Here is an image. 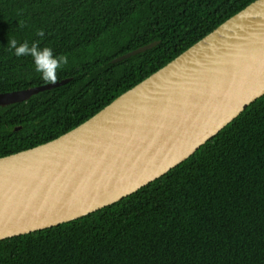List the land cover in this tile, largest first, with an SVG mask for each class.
I'll list each match as a JSON object with an SVG mask.
<instances>
[{
  "label": "trees",
  "instance_id": "16d2710c",
  "mask_svg": "<svg viewBox=\"0 0 264 264\" xmlns=\"http://www.w3.org/2000/svg\"><path fill=\"white\" fill-rule=\"evenodd\" d=\"M253 1L0 0V94L47 84L10 40L68 57L66 83L0 107V157L77 126ZM0 264H264V94L134 193L0 240Z\"/></svg>",
  "mask_w": 264,
  "mask_h": 264
},
{
  "label": "water",
  "instance_id": "95a60500",
  "mask_svg": "<svg viewBox=\"0 0 264 264\" xmlns=\"http://www.w3.org/2000/svg\"><path fill=\"white\" fill-rule=\"evenodd\" d=\"M67 81L1 93L0 107ZM263 94L264 0H254L77 126L0 157V240L73 221L134 193Z\"/></svg>",
  "mask_w": 264,
  "mask_h": 264
},
{
  "label": "clouds",
  "instance_id": "9594fccd",
  "mask_svg": "<svg viewBox=\"0 0 264 264\" xmlns=\"http://www.w3.org/2000/svg\"><path fill=\"white\" fill-rule=\"evenodd\" d=\"M36 35L44 37L45 32L38 30ZM8 46L14 50L17 58L30 56L35 65V70L40 73L41 78L46 83H55L58 79V71L68 63L66 55L55 56L52 49L48 47L41 48L39 42L29 45L27 41L18 45L15 39L9 41Z\"/></svg>",
  "mask_w": 264,
  "mask_h": 264
},
{
  "label": "bare ground",
  "instance_id": "6f19581e",
  "mask_svg": "<svg viewBox=\"0 0 264 264\" xmlns=\"http://www.w3.org/2000/svg\"><path fill=\"white\" fill-rule=\"evenodd\" d=\"M232 26H233L234 28H236V25L232 24Z\"/></svg>",
  "mask_w": 264,
  "mask_h": 264
}]
</instances>
